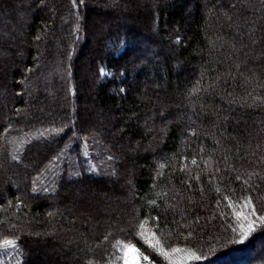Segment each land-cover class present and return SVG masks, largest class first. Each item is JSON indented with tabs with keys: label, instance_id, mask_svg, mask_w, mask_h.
<instances>
[{
	"label": "trees",
	"instance_id": "obj_1",
	"mask_svg": "<svg viewBox=\"0 0 264 264\" xmlns=\"http://www.w3.org/2000/svg\"><path fill=\"white\" fill-rule=\"evenodd\" d=\"M90 1L0 0V156L13 174L36 163L0 200V245L14 242L16 264H81L63 256L78 246L27 234L60 225L76 186L132 208L84 244L90 264H122L129 244L170 264L144 227L171 264H264V0H96L108 8L95 21Z\"/></svg>",
	"mask_w": 264,
	"mask_h": 264
},
{
	"label": "rangeland",
	"instance_id": "obj_2",
	"mask_svg": "<svg viewBox=\"0 0 264 264\" xmlns=\"http://www.w3.org/2000/svg\"><path fill=\"white\" fill-rule=\"evenodd\" d=\"M59 2L62 4V0H59ZM90 8L93 10L91 14H88L90 17V21L92 20H98L100 15L99 12L103 11L104 9H107L108 7L106 4L102 5L100 2L96 0L90 1ZM80 6V5H79ZM80 16L82 14L81 8L79 9ZM64 12V11H63ZM82 19V17H81ZM42 42V39L40 40ZM44 41V40H43ZM142 50L139 48L138 52H141ZM143 53V51H142ZM8 54V53H6ZM9 68L7 67L5 71V75L8 78V72H12L14 69L10 65ZM100 75L103 79H107L111 77V74L102 68L100 70ZM8 80V79H7ZM4 90H1L0 88V102L3 103L5 101L6 96H3ZM41 106V105H40ZM50 106H45L44 108L36 107V111L39 113H44L47 111H50ZM6 111L0 110V122L4 121L6 117ZM26 118L31 120V115L27 114ZM127 150V155L133 154V152L125 148ZM34 162V161H33ZM32 161H29L28 163H21L20 168H18V174H13L9 172H6V167H9V161L8 157L0 156V200H3L6 197L7 190L9 188L13 189H20V192H24V184H25V174L24 171L30 170V168L33 167L34 163ZM36 164V163H35ZM93 163H89V166L92 167ZM8 169V168H7ZM11 170L13 168H10ZM23 171V172H21ZM133 171L127 167V172L125 176L126 181V190L129 191V180L131 177V173ZM8 174V175H7ZM27 175V174H26ZM126 194L125 191L123 192V195ZM64 196H66L68 199L67 205L63 207V209L58 208L55 213V218L58 217V220H60V225H49L46 227L40 226L38 228L36 227H30L28 229V236L34 240H36L37 244L39 246H44V238L45 237H51V239L54 241V249L63 250L65 246L69 245H76L78 246V250H80V254L78 256L70 254L63 255L66 261L69 260H79L82 259L81 264H90V261L88 260L90 258V254L86 252V248H84V244L93 239H96L97 236H101L104 232L108 231L110 228L117 227L119 229H122L121 224L123 225L125 220L130 216L132 213V208H124L123 205H121L120 202V196L117 194H111L108 190L106 193H98L92 190V188H86L85 191H83L82 187H76L72 188L71 191L64 192ZM64 214V215H62ZM121 217V219H120ZM69 221L70 224L74 225V230L66 231L64 230L65 223ZM87 225L89 227V235H82L80 232L75 231L78 229L79 226ZM55 227V228H54ZM66 228V227H65ZM55 231V232H54ZM56 231L59 233V236H54L53 233H56ZM79 233V234H78ZM94 238L92 239V237ZM140 238L144 241L145 239H151L155 238L152 236L150 231L144 227L141 230V236ZM93 243V242H92ZM128 245L123 247V249H126ZM122 249V250H123ZM121 250V251H122ZM173 255V254H171ZM18 256L19 252L16 250V247L13 244H3L0 245V264H16L18 262ZM123 256L124 252H121V261L123 264ZM72 257V258H71ZM189 258L183 253V258L181 259H187ZM32 264H38L37 262H33ZM153 264V263H152Z\"/></svg>",
	"mask_w": 264,
	"mask_h": 264
},
{
	"label": "snow or ice",
	"instance_id": "obj_3",
	"mask_svg": "<svg viewBox=\"0 0 264 264\" xmlns=\"http://www.w3.org/2000/svg\"><path fill=\"white\" fill-rule=\"evenodd\" d=\"M40 3H43V0H40ZM37 39H39V37H37ZM177 42H179V39L177 40ZM193 162L195 163V161ZM251 203L252 201L251 198L249 197L248 200L246 201V204H251ZM248 215L250 216L257 215L254 206L251 208L250 213L246 214V218ZM157 219L159 218L157 217ZM258 219L260 221H264V217H258ZM254 230H255L254 222L249 219L246 224V230L241 232L239 240L237 242H243ZM105 239H107V237H105ZM2 243L13 244L14 242L12 240H4ZM144 243L148 246V248L155 251L158 255L163 256L166 260H169L171 264V256L169 252L165 251V246L162 244L160 240H157L155 238L145 239ZM122 251L124 252L123 264H152V260L150 259L149 255H145L144 253L140 252L134 245L129 244L127 248L123 249ZM171 251L177 252L180 251V249L172 248ZM193 255L194 253L191 252L189 253V257Z\"/></svg>",
	"mask_w": 264,
	"mask_h": 264
}]
</instances>
